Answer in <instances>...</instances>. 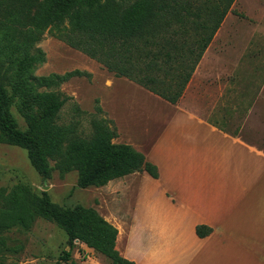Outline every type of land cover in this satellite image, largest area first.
I'll return each instance as SVG.
<instances>
[{
  "label": "trees",
  "instance_id": "obj_1",
  "mask_svg": "<svg viewBox=\"0 0 264 264\" xmlns=\"http://www.w3.org/2000/svg\"><path fill=\"white\" fill-rule=\"evenodd\" d=\"M234 2L0 0L3 142L24 149L32 167L45 180L54 170L76 171L81 189L103 187L143 171L157 179L158 168L142 153L130 145L114 143L116 132L105 118H94L89 133L80 120L59 123L62 109L72 100L59 87L86 73L74 70L35 76L36 68L46 60L36 45L48 34L116 77L127 78L177 104ZM14 101H20L25 130L19 128L11 112ZM40 217L61 228L70 245L84 243L112 264H134L117 251L118 229L97 210L81 205L62 207L53 203L47 192L37 194L26 185L0 187V255L22 251L21 245H8V234L30 231ZM205 229L198 227V234L208 235L210 231Z\"/></svg>",
  "mask_w": 264,
  "mask_h": 264
},
{
  "label": "crops",
  "instance_id": "obj_2",
  "mask_svg": "<svg viewBox=\"0 0 264 264\" xmlns=\"http://www.w3.org/2000/svg\"><path fill=\"white\" fill-rule=\"evenodd\" d=\"M211 47L177 104L127 78L102 84L111 90L126 81L158 113L148 111L140 122L143 136H152L150 142L126 135L124 143L115 142L117 137L114 143L142 153L159 177L136 172L93 187L109 192L124 188V222L112 220L119 215L113 213L105 219L118 229L117 251L134 264H264V145L259 144H264V104L256 98L236 105L244 97L234 91L229 102L221 89L217 105L231 106L237 120L225 127L219 119L223 112L216 110L212 118L203 112V70L214 60ZM191 83L192 104H186ZM198 227L210 232L202 237Z\"/></svg>",
  "mask_w": 264,
  "mask_h": 264
},
{
  "label": "rangeland",
  "instance_id": "obj_3",
  "mask_svg": "<svg viewBox=\"0 0 264 264\" xmlns=\"http://www.w3.org/2000/svg\"><path fill=\"white\" fill-rule=\"evenodd\" d=\"M211 46L209 57L214 60L203 70L207 82L200 102L208 117L212 118L216 110L223 112L219 119L227 127L238 116L231 106L217 105L221 89L223 94H229L224 95L229 102L234 100L231 98L234 91L244 97V101L238 98L243 103L237 102V99L234 102L236 105H246L247 100L256 98L264 104V0H235ZM36 47L45 53L46 60L36 68L35 76L62 75L74 70L86 73L59 87L60 92L72 98L60 113V124L80 120L84 131L89 133L94 118H105L116 132L115 142L124 143L126 135L136 142L147 144L151 141L152 136H143L140 122L148 111L158 113L150 109L151 102L133 86L122 80L115 88L105 89L102 84L116 77L114 74H109L97 61L48 34ZM101 99L105 105H102ZM19 102L14 101L10 109L19 128L25 130L26 122L19 111ZM185 102L192 104V83ZM98 108L102 109V113L98 112ZM76 109L80 112L77 113ZM260 116L263 117L262 113ZM112 117L118 118L119 125ZM3 138L0 133V187L11 189L26 185L37 194L47 192L51 201L62 207L81 205L93 208L104 218L109 213L119 214L111 219L124 222L125 217L121 216H125L128 204L123 187L120 186V190L115 187L112 192L93 187L81 189L76 171L61 173L54 170L52 177L45 180L32 167L27 152L6 144ZM259 144L264 145L262 142ZM8 237L9 246L21 245L23 248L16 255H0V264H112L107 257L84 243L77 241L70 245L67 234L61 228L41 217L30 231L13 230Z\"/></svg>",
  "mask_w": 264,
  "mask_h": 264
}]
</instances>
